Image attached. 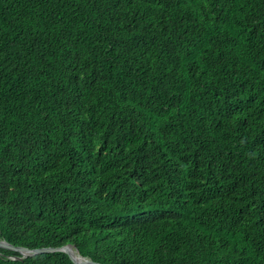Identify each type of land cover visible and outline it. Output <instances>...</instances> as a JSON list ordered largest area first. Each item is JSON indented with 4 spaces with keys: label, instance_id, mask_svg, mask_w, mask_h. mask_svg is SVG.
Masks as SVG:
<instances>
[{
    "label": "trees",
    "instance_id": "16d2710c",
    "mask_svg": "<svg viewBox=\"0 0 264 264\" xmlns=\"http://www.w3.org/2000/svg\"><path fill=\"white\" fill-rule=\"evenodd\" d=\"M0 240L264 264V0H0Z\"/></svg>",
    "mask_w": 264,
    "mask_h": 264
},
{
    "label": "water",
    "instance_id": "95a60500",
    "mask_svg": "<svg viewBox=\"0 0 264 264\" xmlns=\"http://www.w3.org/2000/svg\"><path fill=\"white\" fill-rule=\"evenodd\" d=\"M0 247L13 249V250L20 252L21 257H16V258H22V257L30 256L33 254H37V253L62 251L67 255L68 259L75 264H101V263L92 261L90 259L84 258V257L78 255L77 253H76V255H74V254L68 255L66 253L67 247H70L72 249V251H75L72 248V245H70V244H66V245H63V246L57 247V248L43 247V248H36V249H28V248L22 247V246H14V245H12V244L4 241V240H0Z\"/></svg>",
    "mask_w": 264,
    "mask_h": 264
},
{
    "label": "bare ground",
    "instance_id": "6f19581e",
    "mask_svg": "<svg viewBox=\"0 0 264 264\" xmlns=\"http://www.w3.org/2000/svg\"><path fill=\"white\" fill-rule=\"evenodd\" d=\"M66 253L69 255V254H74L76 255V252L75 251H72V249L70 247H67V250H66Z\"/></svg>",
    "mask_w": 264,
    "mask_h": 264
}]
</instances>
